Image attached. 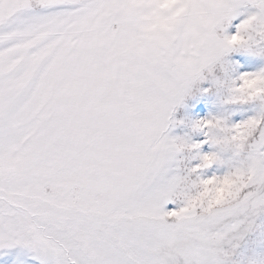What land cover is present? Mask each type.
Returning a JSON list of instances; mask_svg holds the SVG:
<instances>
[{
	"label": "snow or ice",
	"instance_id": "obj_1",
	"mask_svg": "<svg viewBox=\"0 0 264 264\" xmlns=\"http://www.w3.org/2000/svg\"><path fill=\"white\" fill-rule=\"evenodd\" d=\"M0 264H264V0H0Z\"/></svg>",
	"mask_w": 264,
	"mask_h": 264
}]
</instances>
